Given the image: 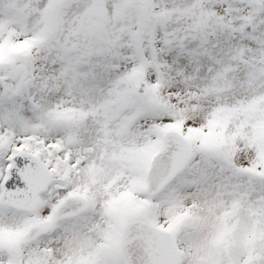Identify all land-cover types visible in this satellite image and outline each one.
Here are the masks:
<instances>
[{
    "label": "snow or ice",
    "instance_id": "snow-or-ice-1",
    "mask_svg": "<svg viewBox=\"0 0 264 264\" xmlns=\"http://www.w3.org/2000/svg\"><path fill=\"white\" fill-rule=\"evenodd\" d=\"M0 264H264V0H0Z\"/></svg>",
    "mask_w": 264,
    "mask_h": 264
}]
</instances>
